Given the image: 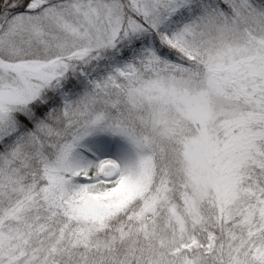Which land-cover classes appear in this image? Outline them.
I'll list each match as a JSON object with an SVG mask.
<instances>
[{
	"label": "snow or ice",
	"instance_id": "1",
	"mask_svg": "<svg viewBox=\"0 0 264 264\" xmlns=\"http://www.w3.org/2000/svg\"><path fill=\"white\" fill-rule=\"evenodd\" d=\"M0 264H264V0H0Z\"/></svg>",
	"mask_w": 264,
	"mask_h": 264
}]
</instances>
